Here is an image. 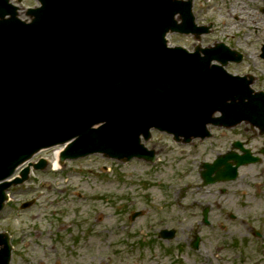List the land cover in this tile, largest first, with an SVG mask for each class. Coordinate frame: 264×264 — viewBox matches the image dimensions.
Here are the masks:
<instances>
[{"label":"water","instance_id":"95a60500","mask_svg":"<svg viewBox=\"0 0 264 264\" xmlns=\"http://www.w3.org/2000/svg\"><path fill=\"white\" fill-rule=\"evenodd\" d=\"M38 1L23 20L19 7L0 0V182L42 148L70 141L62 160L101 152L155 161L141 142L152 128L186 142L209 136V124L247 121L264 133V92L250 87L253 77L224 69L239 57L223 45L168 47L167 33L196 32L192 0ZM229 159L257 160L229 153L205 164L206 175ZM28 172L0 184V210ZM217 178L206 181L225 177ZM11 250L0 234V264H10Z\"/></svg>","mask_w":264,"mask_h":264},{"label":"rangeland","instance_id":"374dc122","mask_svg":"<svg viewBox=\"0 0 264 264\" xmlns=\"http://www.w3.org/2000/svg\"><path fill=\"white\" fill-rule=\"evenodd\" d=\"M12 1L25 9L37 4ZM193 11L197 24L212 23L211 31L201 40L171 33L170 45L194 51L198 44L224 42L244 56L226 69L252 74V87L264 91V0H194ZM210 129L211 138L192 143L153 130L145 145L156 150L155 163L93 154L66 160L58 172L52 164L33 171L28 182L9 190L11 200L0 212V230L13 239L11 264H264V239L252 231L264 232V135L244 122ZM234 141L259 153L261 162L243 167L234 182L203 186L201 165L232 150ZM54 152L43 155L52 161ZM205 207L211 225L202 220ZM133 211L144 215L131 221ZM163 228L175 229V237L160 239ZM196 234L197 251L191 247Z\"/></svg>","mask_w":264,"mask_h":264},{"label":"bare ground","instance_id":"6f19581e","mask_svg":"<svg viewBox=\"0 0 264 264\" xmlns=\"http://www.w3.org/2000/svg\"><path fill=\"white\" fill-rule=\"evenodd\" d=\"M251 18L254 19V18H256V16L251 15ZM255 23H256V21H255ZM59 156H60V152L59 151H56L55 152V157H54V160H53V165H54V168L55 169L61 168L60 163H59Z\"/></svg>","mask_w":264,"mask_h":264},{"label":"flooded vegetation","instance_id":"af4514ba","mask_svg":"<svg viewBox=\"0 0 264 264\" xmlns=\"http://www.w3.org/2000/svg\"><path fill=\"white\" fill-rule=\"evenodd\" d=\"M222 191H223V190H222ZM202 213H203V212H202ZM220 228H221V229H224L223 226H221ZM255 236H261V233H259V232L257 233V232H256Z\"/></svg>","mask_w":264,"mask_h":264}]
</instances>
